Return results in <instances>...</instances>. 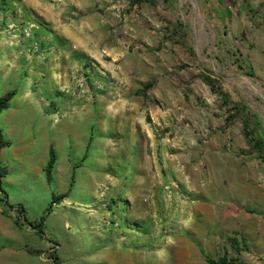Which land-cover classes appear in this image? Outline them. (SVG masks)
I'll return each mask as SVG.
<instances>
[{
  "label": "rangeland",
  "instance_id": "rangeland-1",
  "mask_svg": "<svg viewBox=\"0 0 264 264\" xmlns=\"http://www.w3.org/2000/svg\"><path fill=\"white\" fill-rule=\"evenodd\" d=\"M0 61L56 114L102 123L111 238L150 264L264 258L256 206L249 233L222 216L264 168V0H0Z\"/></svg>",
  "mask_w": 264,
  "mask_h": 264
},
{
  "label": "crops",
  "instance_id": "crops-1",
  "mask_svg": "<svg viewBox=\"0 0 264 264\" xmlns=\"http://www.w3.org/2000/svg\"><path fill=\"white\" fill-rule=\"evenodd\" d=\"M10 90L16 94L0 112V126L9 141L0 153V164L7 169L0 186V264H50V240L56 243L55 254L62 264H150V251L111 238L97 223L104 215L103 182L110 177L104 171L109 142L104 143L102 123L93 129L85 110L56 114L40 90L30 92L17 67L0 61V97ZM52 149L55 162L49 177ZM245 178L246 196L240 198V206L230 203L222 216L230 217L232 229L249 233L246 225L253 213L246 203L255 205V236L264 254V168L256 178ZM228 187L237 199V190L232 184ZM54 194L66 195L45 215ZM8 205L23 208L27 223L39 222L45 215V234L23 219L18 221ZM158 260L167 263L162 256ZM190 260L189 264H208L204 258ZM253 261L262 264L264 258Z\"/></svg>",
  "mask_w": 264,
  "mask_h": 264
},
{
  "label": "trees",
  "instance_id": "trees-1",
  "mask_svg": "<svg viewBox=\"0 0 264 264\" xmlns=\"http://www.w3.org/2000/svg\"><path fill=\"white\" fill-rule=\"evenodd\" d=\"M141 1H144V0H136V2H141ZM14 94H15V91H10V92H8L5 95L0 97V112L2 110L6 109L7 107H9L10 101H11L12 97L14 96ZM8 144H9V141L5 138L4 133H3V129L0 126V153H1V150L5 146H7ZM263 161H264V157H263ZM54 162H55V152L52 149L51 150V156H50V159H49V162L47 165V172H48L49 177H50ZM6 173H7V169L0 164V186H1L2 179L5 177ZM65 195L66 194H60V195L54 194L52 197V201H51L49 207L47 208V210L45 212V215L49 214L53 208V205L55 203L59 202ZM21 210H23V208ZM45 215L41 218V220L39 222H29V223L32 226L38 228L40 231H43L41 226H42V223L45 219ZM207 258H208V261L210 264H241V263L236 262L235 259H229L226 256L219 257L218 259L212 258L210 256H208ZM54 259H55V264H58L57 258L54 257Z\"/></svg>",
  "mask_w": 264,
  "mask_h": 264
}]
</instances>
